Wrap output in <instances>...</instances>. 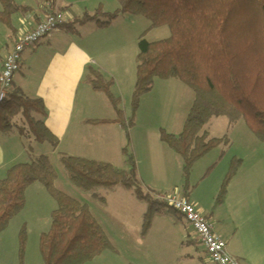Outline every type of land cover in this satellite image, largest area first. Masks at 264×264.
Returning <instances> with one entry per match:
<instances>
[{
    "label": "trees",
    "instance_id": "1",
    "mask_svg": "<svg viewBox=\"0 0 264 264\" xmlns=\"http://www.w3.org/2000/svg\"><path fill=\"white\" fill-rule=\"evenodd\" d=\"M55 5L56 0H43ZM120 9L104 16L100 10L66 23L62 28L76 34L78 28L97 24L109 27L121 16L129 15L150 22L138 45L137 79L132 97V115L127 118L121 100L111 94L112 81L90 69L87 82L95 92L103 93L124 130L127 146L123 150L126 170L110 164L61 156V163L72 184L81 192L99 199L97 191L122 188L135 193L148 205L141 236L146 237L160 214L183 219L164 201L168 195L151 191L141 182L135 157L129 151L128 130L135 127L142 99L157 82L176 81L189 88L194 102L179 136L161 130V141L176 155L181 168L182 197L190 199V178L194 166L212 150L229 147L227 137L211 139L206 128L212 120L225 118L230 128L245 121L257 139L264 143V0H118ZM0 24L11 28L12 17L27 15L31 10L17 7L13 0H0ZM168 28L170 38L149 43L147 33ZM105 80V81H104ZM47 113L41 100L25 97L21 91L9 92L0 103V137L15 132L38 144L59 147L58 138L48 129ZM21 118L27 126H17ZM241 161L234 160L225 179L220 198L237 175ZM58 176L49 157L31 159L12 167L0 180V234L26 206L27 190L43 186L58 204L51 214L49 233L42 235L40 253L44 264H91L105 253H116L109 238L95 221L89 208L56 188ZM19 235V264H25L26 234Z\"/></svg>",
    "mask_w": 264,
    "mask_h": 264
},
{
    "label": "crops",
    "instance_id": "2",
    "mask_svg": "<svg viewBox=\"0 0 264 264\" xmlns=\"http://www.w3.org/2000/svg\"><path fill=\"white\" fill-rule=\"evenodd\" d=\"M73 3L70 0H57L55 6L64 16L66 7L73 5ZM30 5L31 11L27 15L13 16L12 27L7 28L5 26L8 32L5 37L8 44L5 47L3 58L0 57V73L15 42L24 35L33 32L44 17L45 5L43 0H40L38 4ZM98 7L95 6L91 10L87 8L86 12L67 8L69 18H66L65 24L82 17L84 13L96 14ZM1 11L2 7L0 8ZM138 19L127 15L121 16L107 28L102 29L97 24H89L78 28L76 34L69 33L65 29H59L36 47L27 49L23 53L20 70L14 76L11 92L19 90L29 99L43 101L47 113L44 121L48 129L58 138L59 147L56 151L51 149V151L47 150V154H40V152L36 153V145L38 144L19 133L0 137V180L6 177L12 167L29 163L31 159L44 155L51 158L55 154H62L73 158L106 163L114 167L124 165L123 150L127 146L125 130L116 123H94L112 122L115 120V113L107 97L103 93L93 91L86 78L89 70L94 69L105 80L114 82L115 88L113 89L116 90L114 96L121 99L123 104L121 107L126 109V103L134 89L136 70L134 64L127 66L130 61L120 52L128 44L125 39L131 40L132 34L138 37ZM1 26L3 25L1 24ZM131 44H133L132 41ZM121 78H123L122 86L129 95L127 98H125L124 90H121V87L117 85L118 79ZM161 84L160 89L166 92L172 90L174 83L173 81H166ZM156 89L159 88L155 87L141 101L137 120L138 118H142V120L136 121L135 127L127 131L130 139L128 147L135 157L139 178L145 187L154 192L167 194L169 197L182 198L180 163L173 151L161 141V130H165L170 135L179 136L184 127L180 126V119L181 121L186 119L187 116H184L186 110L183 115L182 113L179 114V122L176 123L177 128L167 130L162 122V120H166L163 108L165 106L163 104H161L163 107L157 106L159 103L155 100ZM150 101H154L153 111H150L151 108L145 107V104L150 103ZM37 185L31 186L29 189L32 190ZM37 192L41 194V188ZM125 192L113 190L108 193L111 206L113 210L115 209L114 214L108 213L110 210L109 200L104 199L105 202H101L90 195V197L85 196V203L81 202L89 208L109 238L116 251V254L112 252L110 254L116 255V258L119 254L117 249H126L127 246V249L134 246L139 249L142 240H146L150 236L154 226L163 224L168 219L171 220V216L168 214L158 215L153 222L149 235H147L148 237L142 238L141 232L147 207L142 204L144 207H140L141 214L136 217L135 222L132 221L133 224H129L128 215L125 222H121L119 217L123 214L118 211L121 212L127 205H136L135 202L137 201V198L134 199L133 192ZM99 195L103 196L102 193ZM189 201L196 206L200 213V203L193 200L191 196ZM137 202L139 203V200ZM201 209V213H204L203 208ZM95 211H99L102 222L98 221ZM203 217L213 225L215 234L227 244L228 254L238 264H264V249H257L253 251V255L249 254L246 249L242 248L240 241L237 240L238 244L236 243L235 236H226L221 228L216 229L209 217ZM131 218L134 219V217ZM214 219L217 220L216 215ZM177 220L182 227H176L182 245L184 247L185 245L188 247L200 245L194 231L186 221ZM133 225L135 226L130 229L129 226ZM33 228L37 229L36 233L39 236L45 233L43 229H38L35 225ZM189 231L192 232L191 235ZM192 236L195 240H192ZM186 237L189 240H185ZM106 254L91 264H109L110 257H106ZM204 256L209 259L206 253ZM41 260L43 262V258ZM201 260L203 262V259Z\"/></svg>",
    "mask_w": 264,
    "mask_h": 264
},
{
    "label": "rangeland",
    "instance_id": "3",
    "mask_svg": "<svg viewBox=\"0 0 264 264\" xmlns=\"http://www.w3.org/2000/svg\"><path fill=\"white\" fill-rule=\"evenodd\" d=\"M70 1L74 3L66 7L64 11L65 20L69 18V10H67V8H70V10L74 8L79 12H86L85 10L87 8L91 10V8L99 6L98 10H100L101 14L104 16L113 15L120 9L118 0ZM13 2L19 8L31 10L29 7L34 5L30 4H38L40 0H13ZM86 14L87 13H84L82 17ZM137 25L138 37L132 34L130 36L131 40L125 39L128 44L120 52L121 55L125 56L126 59L130 61L127 66L131 64L135 66V84L137 79V57L139 53L138 43L141 39L140 37L150 28V22L139 17ZM7 33L5 26H1L0 24L1 58H3L5 47L8 44L5 38ZM169 38L170 31L168 28L153 30L145 36L146 41L149 43H157ZM131 41L133 44H131ZM122 80L123 78L118 79L117 85L121 87V90H124L125 98H127L129 95H127L126 89L122 86ZM161 83L164 82H157L155 84V87L159 88L155 90V100L159 103L157 104L158 107L162 106L161 104L166 107L162 106L166 114V120H162V122L165 124V128L170 130L171 128H177L176 123L179 122L181 113L183 115V112L186 110L184 116L188 115L194 102V94L189 88L176 81H173L172 90L165 92V90L160 89ZM114 85L115 83L113 82V86L111 87V94L113 96L116 92V90L113 89L115 88ZM134 89L131 97L128 98L126 109L121 107L122 111L124 110V115L128 118L132 115L131 104ZM153 104L154 101H150V103L145 104V107L151 108L150 111H153ZM138 120L140 122L142 118H138ZM185 120L186 119H182L181 121L180 119L181 127L184 126ZM145 122H148V120H145ZM15 123L17 126H27L21 118H17ZM206 131L211 139H223L227 137L231 145L229 147H218L197 162L190 178L191 187H193L191 197L193 200H197L200 203V213L202 212L201 208H203L204 213H201L202 216L209 217L215 224L216 229L218 230L221 228L226 236H235L236 243L237 240L240 241L242 248L253 255V251L264 249V143L257 139L245 121H241L234 126V128H230L225 118L214 119L206 128ZM36 147V153L40 152V154H47V150L51 151L52 149L49 144H38ZM49 159L58 176L56 182L57 190L79 203H85V196L90 197V194L81 192L72 184L68 174L62 166L60 154H55V156ZM234 160L241 161L242 165L237 175L227 186L225 197L221 199L220 193ZM116 168L126 170L127 166L124 162V165H120ZM39 187L42 190L41 194L37 192L40 189ZM42 187V185L38 184L32 190L29 189L27 191L26 206L23 212L10 223L8 229L4 233L0 234V264H19V235L22 228H25L26 232L25 264H43L40 253V240L42 235L49 233V228H51V213L57 210L58 204ZM113 190L133 192L122 188ZM113 190L101 189L96 192L98 193L99 199L109 200L110 210L108 213L111 212L112 214H114L113 211H115V209L113 210L111 206L108 193ZM100 193H102L103 196L99 195ZM134 199H136L135 193ZM137 201L135 202L136 205L130 204L121 212L118 211L120 214H123L119 217L121 222H125L126 216L128 215L129 224H133L132 221L135 222L136 217L141 214L140 207L142 204L146 205V210H148V205L146 203L140 201L138 203ZM96 212L97 211H95V214L97 215L98 221L102 222L99 211ZM103 213L107 214L105 211H103ZM215 215L217 220H213ZM170 216L171 220L168 219L163 224L154 226L150 236H146L148 238L142 240L139 249L135 246L131 249H127L128 246L126 249H117L119 252L117 258L116 255H114L116 253L112 254V256L110 252H107L106 257H110L109 264H206L207 262L212 264L207 256H204V248L200 245H192L189 247L186 245L184 247V245H182V240L176 229V227H182L176 217L173 215ZM131 217H134V219L132 220ZM95 221L97 222L96 219ZM34 225L37 226L38 229H43L45 233L39 236L36 233L37 229L33 228ZM134 226L135 225L129 226V228L132 229ZM189 234L191 235L192 232L189 231ZM191 238L195 240L193 236ZM187 239L189 240V238L186 237L185 240ZM201 259H203L205 263H203Z\"/></svg>",
    "mask_w": 264,
    "mask_h": 264
},
{
    "label": "built area",
    "instance_id": "4",
    "mask_svg": "<svg viewBox=\"0 0 264 264\" xmlns=\"http://www.w3.org/2000/svg\"><path fill=\"white\" fill-rule=\"evenodd\" d=\"M65 25L62 13L56 7L47 4L44 17L35 30L21 37L6 57L0 73V103L4 102L13 86L15 74L20 70L21 58L27 49H31L42 40L50 37ZM166 204L177 212L194 231L200 245L204 248L213 264H238L227 252V244L220 239L214 227L186 199L170 196L164 199Z\"/></svg>",
    "mask_w": 264,
    "mask_h": 264
},
{
    "label": "bare ground",
    "instance_id": "5",
    "mask_svg": "<svg viewBox=\"0 0 264 264\" xmlns=\"http://www.w3.org/2000/svg\"><path fill=\"white\" fill-rule=\"evenodd\" d=\"M44 5H45V6H44V12H45V7H46L47 4H44ZM50 5H51V4H50ZM51 6L56 7L55 5H51ZM56 8H57V7H56ZM57 10L59 11L58 8H57ZM16 42H17V41H16ZM16 42H15V43H16ZM37 45H38V44H37ZM37 45H36V46H37ZM36 46H34V47H36ZM13 47H14V45H13ZM12 49H13V48H12ZM167 197H169V196H167ZM167 197H166V198H167ZM180 198H181V197H180ZM182 198H183V197H182ZM164 199H165V198H164ZM183 199H184V198H183ZM187 201H189V200H187ZM189 202H190V201H189ZM165 203H166V202H165ZM190 203H191V202H190ZM198 242H199V241H198Z\"/></svg>",
    "mask_w": 264,
    "mask_h": 264
}]
</instances>
